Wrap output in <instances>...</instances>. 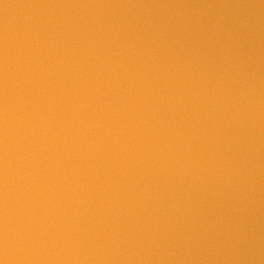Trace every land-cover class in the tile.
Here are the masks:
<instances>
[{
    "label": "water",
    "instance_id": "1",
    "mask_svg": "<svg viewBox=\"0 0 264 264\" xmlns=\"http://www.w3.org/2000/svg\"><path fill=\"white\" fill-rule=\"evenodd\" d=\"M0 264H264V0H0Z\"/></svg>",
    "mask_w": 264,
    "mask_h": 264
}]
</instances>
